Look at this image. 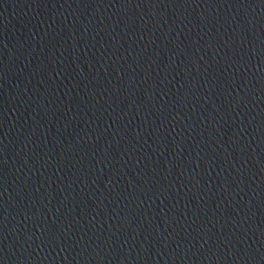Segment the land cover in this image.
Masks as SVG:
<instances>
[{
	"label": "water",
	"instance_id": "95a60500",
	"mask_svg": "<svg viewBox=\"0 0 264 264\" xmlns=\"http://www.w3.org/2000/svg\"><path fill=\"white\" fill-rule=\"evenodd\" d=\"M0 264H264V0H0Z\"/></svg>",
	"mask_w": 264,
	"mask_h": 264
}]
</instances>
